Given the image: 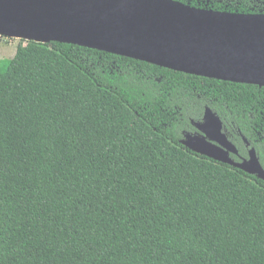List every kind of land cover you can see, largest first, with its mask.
Wrapping results in <instances>:
<instances>
[{
	"label": "trees",
	"instance_id": "1",
	"mask_svg": "<svg viewBox=\"0 0 264 264\" xmlns=\"http://www.w3.org/2000/svg\"><path fill=\"white\" fill-rule=\"evenodd\" d=\"M206 108L264 168V87L21 40L0 60V264H264V181L180 143Z\"/></svg>",
	"mask_w": 264,
	"mask_h": 264
},
{
	"label": "water",
	"instance_id": "2",
	"mask_svg": "<svg viewBox=\"0 0 264 264\" xmlns=\"http://www.w3.org/2000/svg\"><path fill=\"white\" fill-rule=\"evenodd\" d=\"M0 36L95 49L173 71L264 87V15L197 9L175 0H0ZM189 150L264 181L257 151L239 162L206 108ZM247 147L250 143L245 139Z\"/></svg>",
	"mask_w": 264,
	"mask_h": 264
},
{
	"label": "rangeland",
	"instance_id": "3",
	"mask_svg": "<svg viewBox=\"0 0 264 264\" xmlns=\"http://www.w3.org/2000/svg\"><path fill=\"white\" fill-rule=\"evenodd\" d=\"M20 39L4 38L0 36V60H10L16 54Z\"/></svg>",
	"mask_w": 264,
	"mask_h": 264
},
{
	"label": "flooded vegetation",
	"instance_id": "4",
	"mask_svg": "<svg viewBox=\"0 0 264 264\" xmlns=\"http://www.w3.org/2000/svg\"><path fill=\"white\" fill-rule=\"evenodd\" d=\"M246 147H247V145H246ZM247 148H248V151H249L250 147H247ZM231 155H232V154H231ZM234 156H236V155H234ZM236 157H238L240 160L244 159V158L241 157L239 154H238Z\"/></svg>",
	"mask_w": 264,
	"mask_h": 264
}]
</instances>
